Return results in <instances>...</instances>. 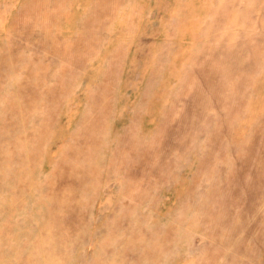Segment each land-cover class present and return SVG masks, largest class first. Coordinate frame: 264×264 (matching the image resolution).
Masks as SVG:
<instances>
[{
    "label": "rangeland",
    "instance_id": "1",
    "mask_svg": "<svg viewBox=\"0 0 264 264\" xmlns=\"http://www.w3.org/2000/svg\"><path fill=\"white\" fill-rule=\"evenodd\" d=\"M0 264H264V0H0Z\"/></svg>",
    "mask_w": 264,
    "mask_h": 264
}]
</instances>
